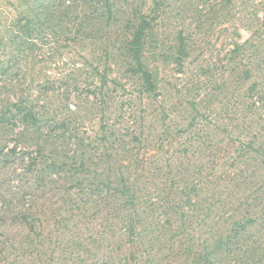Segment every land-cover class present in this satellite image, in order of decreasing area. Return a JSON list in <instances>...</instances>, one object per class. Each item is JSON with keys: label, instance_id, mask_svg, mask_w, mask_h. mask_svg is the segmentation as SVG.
Instances as JSON below:
<instances>
[{"label": "rangeland", "instance_id": "rangeland-1", "mask_svg": "<svg viewBox=\"0 0 264 264\" xmlns=\"http://www.w3.org/2000/svg\"><path fill=\"white\" fill-rule=\"evenodd\" d=\"M117 2L122 17L112 31L108 43L112 48L123 39L127 31L125 27L127 19L139 14L140 11L147 14L152 24L147 56L150 57V62L158 67L161 94L158 101L140 99H136L135 103L128 101V94L123 95L121 86L117 85L120 83H117L110 84V92L117 87L116 91H119L115 95L120 103L104 109L98 107L92 109L86 103L84 107L81 106L82 109L77 110V100L86 97L81 82L91 75L90 68L84 67L83 62H86V59L92 60V54L102 53L101 43L99 41L92 44L79 43L70 47L66 42L57 43L54 39L48 38L42 42L43 47L37 48L34 55H31L32 58L20 59L13 74L9 76L3 74L0 68V110L8 104L17 102L20 96L31 94L35 103L46 108L44 122L50 121V124L44 125L42 132L25 139L26 142L15 134L20 132L19 127L10 126L16 128L15 131L2 130L0 138L7 146L1 154H9V150L15 144L22 142L14 156L6 161L7 168L16 166L22 174L32 162V159L23 157V150H27L25 148L28 147L32 156L39 158L38 164H44L43 167L55 158H61L60 160L71 158L74 156L73 150L77 153L80 150L73 145L72 130L60 126V122L68 114L73 128L77 129L79 137L84 138L82 140H85V147L96 154L95 148L100 146L95 155V160L101 164L96 173L100 180L98 184L103 185L107 170V165L102 163L99 157L113 152L116 154L113 160H119L118 165L125 166V172L131 173L136 184L142 189V200L147 202L143 208L147 211H142V214L150 215L154 222L153 225L148 222L147 229L152 232L156 228L157 231L154 233L147 231L153 239L151 244L141 238L136 247L130 249L127 234H122L124 224L122 219L125 212L119 215L121 221L114 220L116 213L99 204V207L94 208L95 215L91 213L93 209L90 213L81 214L80 217L72 216L74 209L75 213L80 211L78 207L81 208L86 195L77 191L71 195H55L52 192L42 198L46 203L44 209L47 213L42 214L41 221L37 222L43 226L46 240L44 248L47 252L55 250L53 248L61 242L63 243L61 247L66 248L65 258L68 261L65 264H155L147 262V256L164 255L171 256L169 264H183L182 260L176 259V255L189 244L188 237L208 240L220 232L223 233L225 229L223 217L234 214V208L248 197L249 186H241L243 183L231 181L232 172L245 171L243 175L247 176L256 169L259 180H264V166H258L255 154L232 166L233 157L237 154L235 151L240 146V141L233 139L232 136L246 130L244 128L247 125L243 123L241 116L242 97L251 82H241L240 75L231 72L227 60V54L230 48H234L235 43L243 44L252 37L257 28V22L252 17L254 18L256 14L264 15V0H117ZM16 6L17 0H0V10L3 12L0 13V31L4 30L2 22H10L14 16ZM180 33L185 38L184 42L189 50L187 57H183L185 59L182 64L176 59ZM263 39L264 34L258 38L259 41ZM5 59L6 57L0 53V67ZM102 61L105 63L107 60L104 57ZM116 61L123 66L119 60ZM110 76L117 78L122 84L128 80L119 66ZM256 76L264 78V74L260 72ZM66 78L72 80L70 85L64 81ZM255 79L256 77L252 81ZM45 84L50 86L47 95L42 93ZM63 93L70 96L68 103L67 101L63 103L65 98ZM121 103L123 107L119 105ZM193 104H198L201 110L195 122V129H192L193 133L199 134L198 143L190 139V131L186 133L182 131L191 122ZM132 105L134 112L128 111ZM69 106L73 112L68 111ZM121 108L128 110L120 111ZM204 112L205 117L202 116ZM59 118L61 121L56 120ZM107 121L109 123L106 126L115 124L127 134V144L119 147L117 142L112 143L113 138L102 143L103 124ZM225 130L233 132V135ZM139 133H142L140 142L133 139ZM37 145L44 150L42 153H39ZM186 149L188 151L184 153L183 150ZM215 168L217 174L228 168L231 173L220 181L219 188H209L206 185V176L214 174ZM9 172L14 177L13 172ZM72 173L67 172L58 176L53 171L51 175L53 178L57 177L59 186L69 188ZM24 176L27 185L36 179L30 175ZM4 180L8 185L11 181V188L17 183L14 179ZM48 180L50 178H47ZM202 185L206 186L203 192H197L195 186ZM186 186H193L192 191L185 190L186 194L193 197L192 202L197 201L199 196L210 197L214 194L217 209L212 215L216 216V222L209 221L206 226L202 225L201 221L197 220H201L203 213L190 211L188 214L194 217V221L188 222L180 230L173 228L178 215L172 213L171 203L175 196L183 195L182 188ZM57 187L58 183L56 190ZM163 189L169 190L168 193ZM106 195L111 196L104 191L102 196ZM114 199L120 203L118 198ZM114 199H111L110 203L118 205ZM73 200L75 204L79 201L78 207L75 208L69 203ZM191 206H183L186 208L184 211L189 212V208L195 209L193 205ZM239 213H244V210L239 208ZM170 214L177 216L171 219L172 230L167 222L166 227L162 226L165 216ZM2 231L5 233V230L0 228V240L5 238ZM17 231L19 232V229H13L11 235H15ZM174 231L179 232L177 237ZM25 232L26 230L21 229V234ZM73 238L82 245L72 242ZM58 254L57 251L56 255ZM244 255L245 250L242 252V256ZM4 260L0 258V264H12L15 257L11 256L6 262ZM244 261L242 258L238 264ZM24 264L39 263L30 260Z\"/></svg>", "mask_w": 264, "mask_h": 264}, {"label": "trees", "instance_id": "trees-1", "mask_svg": "<svg viewBox=\"0 0 264 264\" xmlns=\"http://www.w3.org/2000/svg\"><path fill=\"white\" fill-rule=\"evenodd\" d=\"M17 1L18 6H16L14 16L10 22H2L4 30L0 31V53L6 57L0 67L3 74L8 76L13 74L20 59L24 57L32 58L31 55H34L37 48L41 49L44 45L42 42L48 38L54 39L57 43L60 41L66 42V45H70V47H74L79 43L92 44L99 41L102 53L92 54V60L86 59V62H83L84 67L90 68L91 75L81 82L84 91H86V97L77 100L76 109H82L86 103L92 109L95 107L104 109L107 106L111 108L117 105V102H120L115 94L119 90L116 91L117 87L115 86L110 92V84L116 85L117 83H120L117 85L121 86L122 94H128V101L134 103L136 99H140V101H158L161 95L158 85L159 72L158 67L152 64L150 57L147 56L148 38L152 30V24L146 13L140 11L139 14L127 19L125 26L127 31L123 39L117 44L118 46L114 44L111 48L108 43L109 38L122 17L117 7V0ZM0 13H3L2 10H0ZM252 19L257 22V28L252 37L243 44L235 43L234 48H230V52L227 54L228 66L231 67V72L239 74L241 82H251L242 97L243 113L241 116L243 123L247 125L244 128L246 130L239 135L234 134L235 136H232L233 132L230 133V131L225 130L233 139L240 141V146L235 151L237 154L233 157L232 166L242 160L244 161L251 154H255V159L259 162L258 166H264V78L260 79L256 76L258 72L264 74V39L258 40L264 34V15L256 14ZM179 40L180 45L178 46L176 59L179 64H182L189 50L182 33H180ZM104 57L107 60L105 63L102 61ZM116 60H119L123 66ZM118 66L121 67V71L128 78L125 84L110 76L111 73L116 72ZM254 77L256 79L252 81ZM66 79L64 81L70 85L72 80ZM49 90L50 86L48 84L43 85V94L47 95ZM64 96L63 103L65 104L71 98L66 94ZM122 103L119 105L123 107ZM123 109L121 108L120 111L125 110ZM129 109L127 110L134 112L133 105L129 106ZM192 109L194 112L191 113V122L182 131L184 133L190 131V139L198 143L200 140L197 138L199 134L193 133L192 129H195V122L198 120L201 110L198 104H193ZM127 110L125 111L127 112ZM46 111L45 107L43 108L35 103L31 94L25 97L22 95L17 102L8 104L0 110V132L6 129L15 131L19 127L20 132L15 133L17 137L19 135L21 139L23 138L22 141L30 139L32 135L42 132L44 125L50 124V121L44 122ZM68 111L73 112L71 106H69ZM164 113L162 112V114ZM205 114L204 112L202 116L205 117ZM56 120L61 121L60 118ZM107 123L109 122L103 124L102 143H106L107 140L113 138V140L111 139L112 143L117 142L119 147L122 144H127V134H124L122 129L115 124L106 126ZM60 126L72 130L71 134H74L73 145L80 152L77 153L73 150L74 156L71 158H63L62 160H60L61 158H55L50 164L43 167L44 164H38L39 158L32 156L28 146V148H25L27 150L21 149L24 158L32 159L29 168L23 171L24 175L36 178L29 185L25 184V176L21 173L22 171H19V168L16 166L7 168L6 166V161L14 156L13 154L19 149L18 145L22 142L15 144L9 150V154H1L7 144H3V140L0 138V200L2 201H0V228L5 230V233L2 231L5 238L0 240V258L5 259L4 262H6L11 256L15 257V262L12 264H24L30 260H36L39 264L67 263L68 260L65 258L66 248L61 247L63 243L58 242L57 247L53 248L55 250L47 252L44 248L46 240L43 226L37 224L38 221H41L40 216L47 213L44 209L46 203L42 201V198L47 197V194L52 192L55 195H71L77 191L86 195L81 208L78 207L79 201H77V204H75V200L69 202L73 207H78V210H80L75 213L74 209L71 213L72 216L80 217L83 213H90L91 210L99 207V204L105 206L106 209H112V212L116 213L114 220L121 221L119 215L125 212L122 219V223H124L122 224V234H127L130 249L135 248L141 238L151 244L153 239L147 233H154L157 230L155 228L151 232L147 229L148 222L151 225L154 222L150 215L142 214V211H147L143 210L147 202H143L142 189L136 184L132 174L125 172V166L118 165L119 160H113L116 154H113V152L110 155L102 154L99 159L107 165V170L105 172L106 179L103 181V185L100 186L98 184L100 180L96 173L101 164L95 160V155L100 146L95 148L96 154L85 147V140H82L84 138L79 137L78 132H76L77 129L73 128L68 114L60 122ZM141 135L142 133H139L133 139L140 142ZM204 141L206 140L204 139ZM211 141H213L212 138ZM25 145L27 144L25 143ZM37 146L39 153H42L44 150L39 145ZM187 151V149L183 150L184 153ZM39 165L41 166L39 167ZM9 171L13 172L14 177ZM53 171L58 176L63 173L74 172L69 180L71 181L69 188L59 186L60 182L57 177H52ZM229 173L231 172L228 168L217 174L215 168L214 174L206 176V185L209 188H219L220 181ZM244 173L245 171L232 172L230 176L231 181L235 180L243 183L241 186L248 185L247 191L249 193L246 200L240 202L241 205L239 204L234 208V214L223 217L225 228L223 233L220 232L208 240L207 238L201 240L188 237L189 244L182 248L180 254L176 255L178 261L182 260L183 264H238V261L244 258L245 261L241 264H264V180H259L258 170L256 169L251 171L250 175L244 176ZM6 178L14 179L17 183L11 188V181L8 185L4 180ZM47 178H50V180L47 181ZM57 183L58 189L56 190ZM204 187L206 186H195V189H198L197 192L202 193ZM191 188L193 186H186L182 188L183 195L175 196L171 203L172 213L174 212L178 217L172 214L166 215L162 226L166 227L165 223L167 222L170 230H172L171 219L177 217L173 228L180 230L188 222L194 221V217L188 214L190 211L203 213L201 220H197L201 221L202 225L206 226L209 221H217L216 216L212 215V212L217 209L214 194L210 197L199 196L197 201L192 202L193 197L185 193V190L192 191ZM104 191L112 197L109 195L103 197ZM163 191L168 193L169 190L163 189ZM252 195L255 196L252 197ZM114 198H118L120 203ZM111 199H114L118 205L111 204ZM186 205L187 207L193 205L195 209L189 208V212H185L186 208H183V206ZM200 206L205 207V209ZM168 208L169 206L166 209ZM239 208L243 209L244 213L238 214ZM91 213L95 215V209ZM13 229H19V232H15V235L12 236L11 231ZM21 229L26 230V232L21 234ZM174 233L177 237L179 232L174 231ZM71 241L81 244L74 238ZM181 247H183L182 244ZM170 248L172 249V246ZM244 250L246 255L242 256ZM57 251L59 252L58 255H56ZM146 261L155 264H169L171 256H147Z\"/></svg>", "mask_w": 264, "mask_h": 264}]
</instances>
